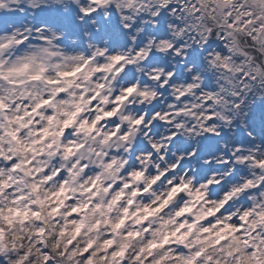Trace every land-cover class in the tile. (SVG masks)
I'll list each match as a JSON object with an SVG mask.
<instances>
[{
	"label": "clouds",
	"instance_id": "9594fccd",
	"mask_svg": "<svg viewBox=\"0 0 264 264\" xmlns=\"http://www.w3.org/2000/svg\"><path fill=\"white\" fill-rule=\"evenodd\" d=\"M111 2L125 6L123 0ZM64 4L69 9L92 8L83 0H64ZM217 7L223 10L237 5L235 0H217ZM250 11L254 23L264 19V0H251ZM41 29L56 31L48 25ZM142 32L143 26L139 32L133 30L128 47L115 51H110V36L88 39L91 31L84 40L87 51L69 50L54 40L19 51H0V98L7 105L0 109V264H47L45 249L52 264H86L89 259L93 264H180L174 258L182 255L176 237L189 231L187 224H196V231L207 227L196 218L219 211L217 198L211 195L212 184L196 183L189 172L195 173L200 166L219 167L220 172L209 177L216 182L217 175L224 179L231 173L234 163L229 161L234 157L247 174L242 182L229 184V193L238 189L231 199L239 200L252 192L253 214L246 225H239L243 229L235 234L241 240L239 245L229 237L220 248H210L208 255L220 264H264V222L258 215L264 212V149L260 141L256 149L240 157L236 153L241 146L224 141L213 146V154H208V149L201 152L207 133L201 96L194 89L170 83L192 44L178 30L172 40L149 37L136 49ZM209 38L214 37H205ZM182 39L185 43L177 47ZM78 41L76 36L70 38L72 45ZM153 52L166 58L172 68L149 63ZM111 56L123 59L112 60ZM218 57L208 53L201 59L212 63ZM260 59L264 61V57ZM129 67L134 77L126 75ZM37 75L40 78L33 79ZM181 90L189 101L175 99ZM203 95L208 96L207 90ZM44 100L49 103L42 104ZM178 102L182 107H174ZM37 104L41 107L36 108ZM240 127L256 139L242 119ZM5 130L14 132L16 139ZM236 132L233 124L229 136L235 138ZM177 136L183 142L181 150L173 145ZM188 145L190 150L184 151ZM185 160H191V165L179 171ZM223 165H228L227 172ZM184 184L188 188L181 202L174 189ZM185 207L190 211H183ZM214 215L216 220L224 219ZM249 228L255 235L250 236L248 247L253 241L256 244L251 252L243 243ZM194 237L195 231L189 243ZM165 238L169 243L161 246ZM153 241L156 246L149 248ZM229 244L240 251L228 256ZM121 250L123 256H114Z\"/></svg>",
	"mask_w": 264,
	"mask_h": 264
},
{
	"label": "snow or ice",
	"instance_id": "6c2138e0",
	"mask_svg": "<svg viewBox=\"0 0 264 264\" xmlns=\"http://www.w3.org/2000/svg\"><path fill=\"white\" fill-rule=\"evenodd\" d=\"M80 2L82 0H77V3ZM83 2L91 4L92 8L69 9L68 5L64 4V0H0V51L13 48L19 51L30 45L47 44L52 40L56 45H65L69 50L87 51L84 48V40L89 31L92 35L88 39L102 40L104 35L110 36V51H115L117 47L127 48L130 43L129 33H133V30L139 32L143 26V32L139 34L135 44L136 49H139L146 38L156 37L157 40L168 41L175 38L173 35L175 31L182 30L184 37L191 42L192 49L188 52L183 65L176 68L170 83L189 90L194 89L197 95L201 96L200 111L203 113L202 119L206 120L204 128L207 129L201 152L208 149V154H213V146H218L221 141L226 145L231 143L241 146L236 157L246 155L250 149H256L257 140L260 141L261 149H264V61L260 59L264 57V19L253 22L254 15L250 11L251 0H235L236 8L223 10L217 7V0H162L161 3H157L156 0H123L125 5L123 8L119 3H113L111 0H83ZM61 5H64L63 8ZM121 20L124 21L123 25ZM41 25L51 26L56 31L50 33L42 30ZM96 25L100 26V30H95ZM212 26H215L214 30ZM61 31L64 33L62 37L58 35ZM208 35L214 38L205 39ZM73 36L79 38L76 45L70 43V38ZM183 43L185 41L180 40L177 47ZM208 53L219 54V57L212 63L201 59ZM111 59L123 58L111 56ZM209 59L211 60V57ZM148 62L153 65L168 64L166 58L155 52L149 57ZM179 63L177 58V64ZM190 65L193 67L186 72ZM168 68L171 69L172 65L168 64ZM125 73L128 76H135L131 67L127 68ZM39 78L38 75L33 77V79ZM203 90H207V97H204ZM175 99L189 101L191 98L181 90L179 97ZM47 103L48 100L42 101V104ZM40 107L41 104L36 105V108ZM174 107L180 108L182 105L178 102ZM4 108H7V105L0 98V109ZM174 114L180 115V113ZM241 119L255 134L256 139L245 135L244 129L240 127ZM233 124L237 129L235 138L229 136ZM213 128L216 130L213 131ZM5 131L16 139L14 132ZM182 144L179 136L173 140L177 150H181ZM190 148L191 145H188L183 147V150L188 151ZM216 150H219L218 147ZM225 154H229L227 147ZM197 155L199 156L200 153ZM193 160L197 158L193 157ZM191 163V160L183 161L179 171H182L184 165ZM229 163H234L231 173L224 179L217 175L216 182H212L209 177L211 173H219V167L200 166L195 173L189 172L190 176L195 175L196 183L209 181L212 184L211 195L217 198L219 211L213 210L196 218L197 221L203 220L207 227H200L196 231V224H187L189 231L176 237L181 245L177 251L182 255L174 258L179 260L180 264H201L202 261L206 264H220L218 259L208 255L209 249L220 248L221 242L227 241L229 237L234 244L241 243L235 234L243 230L239 225L241 223L246 225L248 217L253 214L255 196L249 192L239 200L231 199L238 189H233L229 193V184L242 182L241 178L247 173L235 157ZM223 169L227 172L228 165H223ZM175 175L176 173L169 174V176ZM176 183L179 185L180 181L177 180ZM187 188L188 185L184 184L174 189V192L180 193L178 199H181V202L186 199L184 190ZM222 194L224 198L221 200ZM188 195H198V193H188ZM183 211L190 209L185 207ZM234 212L236 215H231ZM214 213L223 216L224 219L216 220ZM258 215L261 217V222H264V212ZM205 216L211 219H205ZM194 231L195 237L189 243ZM172 235L175 236L176 233ZM252 235L255 233L249 228L243 240L246 247ZM261 236L264 237V233H261ZM261 242L264 243V240ZM168 243V239L165 238L161 246ZM155 246L156 243L153 241L148 247ZM228 247L230 249L227 252L228 256L240 251L238 247L233 249L231 244ZM253 247H256L255 241L252 242V247H248V251L251 252ZM143 251L145 249H141V252ZM44 252L47 264H52L46 254L47 249ZM83 252H87V249ZM75 255L76 253H72V256ZM117 255L123 256V250L114 253V256ZM86 264H93V261L89 259Z\"/></svg>",
	"mask_w": 264,
	"mask_h": 264
}]
</instances>
